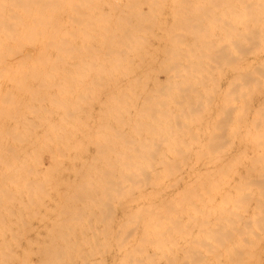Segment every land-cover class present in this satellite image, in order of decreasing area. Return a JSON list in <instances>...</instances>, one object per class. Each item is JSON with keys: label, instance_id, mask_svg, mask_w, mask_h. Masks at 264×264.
Here are the masks:
<instances>
[{"label": "rangeland", "instance_id": "374dc122", "mask_svg": "<svg viewBox=\"0 0 264 264\" xmlns=\"http://www.w3.org/2000/svg\"><path fill=\"white\" fill-rule=\"evenodd\" d=\"M6 1H11V0H6ZM20 1H24V0H20ZM44 1L46 2L45 4L39 3L40 7L41 6L43 7L52 6L53 7L55 3L57 4L59 3V0L58 2L57 0H53V1L48 0V2L46 0ZM50 1L54 5L51 4ZM73 1L71 0V3L69 4L67 0H63V3L61 0L60 4H63L64 6H66V8L67 7L78 8L79 5H81L79 7L80 9L81 8L83 9L84 7V4L81 3L82 1L87 2L89 5L91 3L90 8H92V6L95 4V6H93L95 7V9H98V7L103 6L102 3L105 6V7L103 6V9H107L106 6L108 5L106 3L108 1H109L108 2L109 6L113 5V2H116V1H117L116 3L118 4V0H114V1L112 0L113 2H111V0H105L106 1L105 3H104V0H94V2L99 1L100 3L98 2V4L100 5L94 3L93 0H90V1H92L94 4L90 2L89 0H76L77 3H79L78 5L77 3H74ZM0 3H3V2L0 0ZM47 3H50L49 6H47L48 5ZM65 4H69L70 6H67ZM32 5L33 4H29L28 6H32ZM63 5H60V7L58 8L64 7ZM0 6H14V5L0 4ZM34 6L36 7L35 4ZM86 7L88 8V5ZM164 17L165 18L168 17V20H170V17L168 15H165ZM169 24H171V22H169ZM256 24H259V23L257 21L255 23L252 21H249L247 25L238 24L237 27L240 29L239 31L243 36L239 38L238 40L239 43L237 42L236 44H232L228 49L224 48L226 46V43L219 44V47L221 46L223 47L221 49L225 50L223 60L217 63L219 64L218 65L219 74L217 75L218 85H216L215 82L213 84L214 87L216 88L218 87L219 91L217 92V91L209 90V93L206 98L210 100L209 109L206 110L204 108L205 98H203L201 101L202 104L196 105L194 107L193 106L190 107L189 111L185 113L184 119L186 122L185 124L187 126L182 127L180 123L178 122L180 118L176 117V121L178 122L177 127L179 128V131H181L182 129H185V131L187 130L191 131L189 135L183 138V142L178 145L179 149L183 148V151H185V153L189 155L187 159V162L189 163H186L184 165L185 169H188L190 166H192L193 161L195 160L196 154L203 149L206 143L215 139V141H218V143L222 145L219 148V150L223 151V154L225 153L227 154L226 155L227 157L226 156L221 157L222 160L220 162L222 163L220 164V166L223 165L224 169H226L227 171L228 170L230 171L229 176L233 174L235 175L229 177V179L231 178V182L228 179V181L227 180L226 181L224 180V182L220 181L221 184L219 183V181L209 183L211 184V186L209 185L208 187L207 185V187L208 189L209 188L211 189L210 191L212 193L208 189H205L206 192L202 194L203 197L200 194L197 195V192L202 193L204 191V188H206V183L205 184L203 183L205 187L203 185H200L202 187H198V185H195L196 186L195 187L191 185V182L189 180H188L189 183L188 181L186 183L178 182L177 184L176 183L171 184V181H168V183L166 182V185H164L163 183V186L161 187V189H164V190L166 189L165 194L167 193V197L169 198V201L171 200L169 203L170 204L174 203L170 205L171 209L169 208L172 214V215L170 214V217L172 218V219L170 218V221H172V223L170 222V224L172 225V228H173L171 230L172 231L171 234L173 237L171 236L172 240L170 241V244H169L171 249L169 247L170 251H163V250L145 251L147 253H157V254L150 255V256H142V257L136 256L135 258L134 257L125 258L119 255L116 256V254H119V253L121 255V252H120L122 248L121 246H123V243H124L123 241L125 240L124 237L126 236V234L130 232V229L133 230L139 227L140 218L143 216L146 217L147 215L146 214L147 211L144 212V210L147 208L146 207L144 208L143 206L144 205L143 202L145 200L142 199L141 201V199L139 200L133 197V196L137 197L139 195L138 193L139 190H136V189L138 188L139 185L141 186L142 184V187L140 188V190H142V188L143 190L144 189L147 190L150 188L149 190H147L148 193L154 192L155 190H160L155 187H151V186L149 187L147 183L144 182V181L147 182L144 176H142V179L144 177L143 182L141 178L140 180H136L137 183L136 181H134L135 184L130 181V183H132L131 184L132 186L137 185L136 188L132 186L130 187V190L132 188L133 189L135 188L134 190L132 189L131 192L127 193L125 190V187L123 188L124 184L122 182H124L123 181L124 179L122 180V177L119 175L120 173L118 172L121 169V167L118 165L120 163V162L118 163V159L121 158L120 153L122 154L120 150H122V146H123L122 144L125 138V134H124L125 131L123 132V129H125L126 126L123 124L124 128L122 127L121 123H124L123 118H119L121 115L119 114L118 110H115L118 108L120 109L121 107V105H118V104H121V101H119V99L121 98L119 97V93H120L119 90L121 91V87H122L121 85H123L122 83L123 80L121 81L119 80L121 75H118L119 73L117 74V72H112L113 74L111 75V73H109L110 72L109 70L104 71V73H106L107 75L104 73L102 74V72H100L101 70H92V71H95L93 73H91L92 71L90 70H89L90 73H87L88 70H85L84 71L85 73L81 70L82 71L81 73V71L77 69L80 73H75L77 72V70L75 69L72 70L73 68L67 69L69 71L72 70L73 73H71V71L70 73L62 72L64 70L62 71L59 70L58 71L59 73H56L57 70L53 69L56 74L54 72L50 74L51 70H48L50 68L48 69L40 68L43 70L45 69L47 72H50V73L48 74L46 71L44 72L38 69L37 70L35 69L36 70L35 74H33L34 69H31L32 73L30 70L25 71L27 74H25L24 71H21V73H15V72L13 73L12 71L10 72V70H12L10 69L9 71L8 70H6V72L4 71L5 73L4 74L3 70L0 69V79H1L0 80V102H1L0 111L2 109V111L0 112V120H1L0 121V124H1L0 125V142H1L0 143V219L2 218L0 222L2 220L5 221V222L2 221L0 223V229H1L0 230V234H1L0 235V247H1L0 251H3L6 248L5 251L3 252V253H6L8 249L10 248L9 250L11 254L12 253L11 247L13 248V250L16 249L15 250L16 252H18L19 250V253H17L19 260L17 259V256H16L17 254H15L14 251H13V254L15 255V257H10V260H9V256H12L13 254L6 255L8 252L6 254L2 253V255H6V257L2 256V258L8 259V260H4L5 263L19 264L21 263L22 256L24 255L23 259L24 258L25 260L26 258L28 259L27 264H42V262L44 264L46 263L45 261H47L48 259V257L47 258L45 257L49 256L51 251L54 250L55 252L58 247L57 252L61 251L62 253L63 251L64 253V251H68L67 253H71L72 250L75 248L79 252V253L76 252L77 254H80L82 252L83 255L86 257L81 256L82 254L81 253L79 256L82 259H80V257L77 254H75L76 250H73L74 253L72 252L73 254V262H72L71 255L67 256L68 254L65 253V256L67 257L66 259L63 253H62L63 256L61 255V253L60 254L57 253L56 255L57 258L55 257L57 261H55V264H59L58 263L59 259H60L59 262H62V264H65L64 263L65 261L63 258H65L67 263L71 261L72 264H75V262L77 264V261H78V264H90V263L91 264H171V260L173 263L175 261L176 264L177 263L178 264H197V263L199 264H246V263L247 264H264V257H263L264 256V244H263L264 243V225H263L264 216H261L264 214L260 213L262 209H264V199H263L264 181H260V182L255 181L254 183L250 182L251 186L248 183H246L245 181L246 179H242L239 182V179H241L242 176L246 175L245 172H247V168L252 167V166L264 167V164L262 163L264 161V158H262V154L260 156V153L255 152L257 155H254L255 153L252 150H250L251 145L248 140V136L246 135V134H249V133H246V129H248L249 132L251 133L249 134V136H253L255 138L257 136L259 127L261 126V124L264 123V104L261 103L263 101L260 100L261 98L264 97V35H260V37L258 36L259 32H258V27ZM250 29L254 30V33H248L247 30L249 31ZM157 41L158 40L154 38V40L152 39L151 42L152 43L154 42L155 44L157 43ZM157 56L158 58L161 57L160 54ZM29 71L31 74L28 73ZM17 72H20V71L17 70ZM22 72H24V74H22ZM115 76H116V79H115ZM17 77H21L19 81ZM24 77L27 80L24 79L25 80L24 81L23 80ZM37 77L39 78V80ZM40 77H41V80H40ZM102 78L104 79L102 80ZM12 79L14 80L17 79V80L12 81ZM95 79H98V80H95ZM150 83L151 81L149 82V84ZM25 86L28 87L29 92L27 91L28 89ZM114 87L115 89L113 90ZM110 94L112 96L114 94L115 95L112 97ZM120 96H121V93H120ZM19 97H21L23 100ZM116 97L119 99H117ZM229 97H232L235 101L233 102L236 103V105H238L237 110H235L234 112H229L228 110H226V109H229V107L226 109L224 108L225 107L224 104L227 98ZM13 100H16L17 102L20 101L19 105L14 104L15 101L13 102ZM35 100L36 102L39 100L38 102H40L41 104L36 103ZM245 100L248 101L247 104H245L246 102ZM259 100H260V103H259ZM24 101L27 103H25ZM30 101L33 103H31ZM29 102L31 103V105ZM113 110L116 112H114ZM8 113H9V116H8ZM116 113L118 114V117ZM204 113H209V117L205 119L204 121H202L201 116H203ZM117 120L121 121V123ZM180 121L184 123L183 119H181ZM231 124H233V126L236 128V134H235L236 138L233 143H231L227 139V135H226L227 131L225 130L227 126ZM118 126L121 128V133L120 131H117V129H120ZM117 132L119 133V136ZM115 133L116 135H114ZM216 133H217V138H216ZM117 138H119V140ZM261 139H262L261 137L257 138L258 141ZM120 140H122V142ZM118 141L121 143V145L120 143H118ZM246 146L249 149L248 152L243 151L245 150L244 148ZM5 147L7 148L5 149ZM108 151H111V152H108ZM118 155L120 157H118ZM205 157L207 161L206 163H202V165H204V167L205 165L211 166L210 165L211 163H209V161L212 158H210L209 156L208 158L207 153L203 158L205 159ZM254 157H255V160L258 159L257 163L254 160ZM204 159H203V162L206 160ZM223 159H225V161ZM225 162H227V165ZM8 163L9 164L11 163V164L9 165ZM234 167L236 168V170ZM231 171L233 173H231ZM237 171H238V174L240 173V175H237L236 173ZM234 176H235V179L233 178ZM3 177L6 179H4ZM233 179L234 181H232ZM236 179L238 180V182H236L237 181ZM2 181L4 183H2ZM234 182L241 184L240 187L242 188L240 189L238 185H233L232 183ZM214 183H217V185L220 184V186H216L215 184V188H214L213 186ZM258 183H260L261 186L258 185ZM229 184L230 185L232 184L233 186L232 185L230 186ZM143 185L147 187L144 188ZM170 185L171 187H169ZM254 185L255 187L256 186H259V187L255 188ZM244 186H247V187L249 186V188L246 187V190H245ZM191 187H193L192 191H193V194L195 195L194 197H193L192 191H189L192 189ZM195 188H198V189L203 188L202 189L203 191L202 190L200 191ZM250 188L251 190H249ZM194 189L198 191L194 192ZM185 190H186V193L184 192ZM240 190H242V192ZM132 192L133 194H131ZM190 192L192 195L190 194ZM258 192L261 193V195ZM124 193H127V194H124ZM209 193H211V195L212 194L215 195V193L217 194L215 196L214 195L210 196ZM251 193H253V196ZM188 194L192 196V197H189L191 200L188 197H186L188 196ZM241 194H244V198L238 199L240 197H243V195ZM127 195L131 197V198L128 197L130 198L129 200L134 198V200H138V201H134L132 199L133 201L128 202ZM196 195L199 196V198ZM180 198H182L180 200L181 202L178 201ZM185 199H187L186 200L187 203H185ZM234 199L238 202H236ZM174 200H176L177 202ZM137 202L141 203V205L140 204L138 205ZM257 202L263 204L262 205L263 208L261 204H257ZM125 203L128 205H126ZM129 203L130 204L132 203L135 205L132 206ZM178 203L179 205H181L182 208L179 207ZM235 204L237 205L232 207V205H235ZM256 204L259 206H257ZM3 205L5 208L3 207ZM185 205L186 206L188 205V206L186 207ZM202 205H204V207ZM125 206H126V209L124 208ZM128 206L130 208L129 209L130 212L127 209ZM130 206H132L133 208ZM240 206H242L243 208ZM253 206H255L256 208H254ZM259 207H261V209ZM137 208H139L140 213L138 212ZM195 209L198 211L196 212ZM178 210L180 212L179 217H178L179 219L178 224L180 226L178 227V229L181 228L182 230V231L181 230L179 231L180 233L177 231V227H174V225H177L175 223H177L176 221L178 220L176 219L178 216V213H177ZM191 210H193V212ZM200 210H204V211H200ZM135 211H137L136 212L137 214L136 213L133 214V212ZM194 212H196V214ZM199 212H201V214ZM255 212L256 213L258 212L257 215ZM253 213H255V216H253L254 215ZM126 214L128 216L130 215L132 219L128 220L129 217H127ZM185 214L187 216L188 215H191V216L190 217L188 216L189 217L188 218ZM133 215L136 218H133L134 217ZM258 215H259V218H258ZM222 216L225 218H223ZM239 216L241 218H237ZM195 217H197L198 219ZM255 217L258 218L256 223L259 221L257 223V226L260 225L261 226L260 228H262L263 230H261L258 227H257L258 229L256 228V224L254 222V220H256ZM215 218H217V221ZM62 219H65V220H62ZM196 219L198 221H196ZM228 219L229 220L231 219V222ZM236 219H240L241 221L236 220ZM252 219H253L252 223L250 222L249 224L248 222L251 221ZM125 220L128 222L127 223L128 225L127 224L124 226L120 225V224H125L126 223ZM138 220H139V224L137 222ZM186 220H188V225L186 223L187 222ZM206 221L208 223L209 221L211 222L213 221L214 222L213 226L217 224L216 226L213 227L211 223H209V225H211V227L209 228L211 230L214 229V232H211V230L207 228L208 224ZM227 221H229L228 224H227ZM244 221L248 223V226L247 224H245ZM130 222L135 223L137 226L132 223L131 225L133 226H130ZM201 222L204 224H202ZM260 222H262V225L260 224ZM181 223H183L184 225L186 224L185 225L186 227L184 228V225H182ZM232 223L234 225H237V227L235 226L236 228L232 229V227H234ZM22 224L24 227H22ZM61 224L63 225L65 224L66 226L64 225L65 226L64 227ZM220 224L224 225L223 228H221L222 226ZM196 225H197V228H196ZM230 225L232 226L231 228H229ZM242 225H245V226H242ZM58 226L61 228H58ZM82 226L83 228L84 227L85 228L83 229ZM128 226L132 228H129ZM134 226L135 228H133ZM198 226L200 227V229H202L201 231L200 229L199 231L197 230L199 228ZM246 226L248 228L251 226V229L249 228L250 231L246 228ZM126 227L129 229H127ZM187 227H189V230ZM69 228L70 229L74 228V229L70 231L68 230ZM182 228L185 230L183 231ZM190 228H193L191 229V232H190ZM205 228L208 229L210 232L207 233L208 230L206 231ZM252 229L253 231H251ZM57 231H59V233H56ZM203 231L204 232L206 231L205 233L207 234V236ZM63 232L65 235L63 234ZM182 232H185V233H182ZM244 232H246L247 234L246 233L244 234ZM228 233L229 235L232 234L230 235L231 239L230 237H228L229 236ZM257 233L259 234V236H257L258 235ZM203 235L207 238H205ZM217 235L218 237H215ZM68 236H69V240L67 238ZM178 236L179 237L185 236V237L179 238ZM209 236H211V238ZM219 236H222V237H219ZM56 237H58L57 240H56ZM194 237L196 238V240L194 239ZM202 237L203 239H201ZM226 237L229 239L227 240L228 242L224 241L226 240ZM242 237L248 240L247 243L245 242L246 240L244 241L242 239ZM239 238L242 240L240 241ZM76 239L78 243L77 241H75ZM116 239L117 240L124 239V240L118 242ZM220 239L222 240L220 241ZM232 239H233V242H232ZM83 240L86 242H84ZM176 240L177 241L179 240V241L176 242ZM4 241L5 242L7 241L8 243L6 242L4 244ZM67 241L72 242L73 247H72V243H68ZM208 241L210 244L208 243ZM235 241H237L236 244H235ZM249 241L251 244L248 243ZM53 242H56V244ZM116 242H118L119 244ZM201 243L203 245H201ZM216 243L217 244L220 243L216 245L217 247L220 246L218 247V249L215 246ZM222 243H224V245L226 244L225 245V247L227 246L226 249L230 248L229 250L230 251L232 250V251L231 252L228 250L225 251L226 249ZM238 243L240 244L238 245ZM1 244L3 245V247ZM8 244L10 247L8 246ZM51 244L53 245V247ZM189 244L192 245V247ZM213 245H214V250L212 249ZM240 245H242V247L238 248ZM176 246H178L180 249H178V247L176 248ZM230 246H233V247H230ZM59 247L61 248V250ZM95 247L97 248V250ZM210 247L212 248L210 249ZM23 248H24V252L26 254L28 253L27 254L28 257H26V254L22 251ZM70 248L72 249L71 252H69ZM98 248L100 249V251ZM194 248L198 249V252ZM237 248L239 249V251L236 250ZM102 249L104 251L103 253H102ZM118 249L120 251H118ZM233 249L235 250V252L233 251ZM48 250H51V251H48ZM83 250L87 252L85 253ZM31 251H34V252H31ZM40 251L41 252L44 251L43 255H45V257L42 254L38 253ZM45 251L46 252L48 251V252L46 253ZM184 251H185V254L183 253ZM191 251H192V254H191ZM237 251L239 253L241 251L242 252L239 254ZM21 253H23V255ZM52 254H50V256H52ZM196 254L197 255L201 254V255L197 256ZM204 254H207V255L210 254V255L207 257V255H204ZM232 254H235V255H232ZM19 255H22V256L19 257ZM59 255L61 258L63 257L62 258L63 260L59 258ZM74 255L77 256L75 259H74ZM193 255H195V257ZM54 256L55 254H53L52 257ZM90 256L91 258H89ZM68 257H71V260L69 258L70 261L68 260ZM178 257L179 258L182 257V259L180 260ZM44 258L45 260L41 261ZM83 258L84 259L87 258V259L84 260ZM23 262L24 260H22V263ZM24 263L26 264V262Z\"/></svg>", "mask_w": 264, "mask_h": 264}, {"label": "bare ground", "instance_id": "6f19581e", "mask_svg": "<svg viewBox=\"0 0 264 264\" xmlns=\"http://www.w3.org/2000/svg\"><path fill=\"white\" fill-rule=\"evenodd\" d=\"M1 1L3 3H0V4H4V5L12 4V5H14V6H0V69L3 70V73H4V71L6 72V70L9 71L10 69H12V70H10V72L12 71L13 73L14 72L15 73H21V71L25 72V71H28V70L31 71V69H34L33 74H35L37 69L45 72L46 68L47 69L50 68L48 70H51L50 71L51 73L46 71L48 74L49 73L52 74V72H54L53 69L57 70L56 73H59L58 72L59 70H61V71L64 70L62 72H65V73L66 72L70 73V71H71V73H73L72 70L78 69L79 71L82 70L83 72L85 70H88L87 73H90L89 70L90 71L101 70L100 72H102V74L104 73L105 70L106 71L109 70L110 71L109 73H111V75L113 74L112 72H117V74L119 73L118 75H121L122 78L119 76L120 77L119 80L120 81L123 80V82H122L123 85H121L122 87L120 86L121 91L119 90V92L121 93V96L119 93V97H121L120 98L121 100L116 97L117 99H119V101H121V104H118L119 101L117 103L118 105H121V107H120V109L118 108L115 110L119 111V114L122 116V117L120 116L119 118H123L124 123H121V121H119V120H117V121H119L122 124V127H123V124L126 126V128H125L126 130L123 129L124 127L122 128L123 132L125 131L124 132L125 138H124V141L122 144L123 145L122 150H120L122 152V154L120 153L121 158L118 159V163L120 162L118 165L121 167L120 171H118V172L120 173L119 175L122 177V180L124 179L123 181L125 182L124 183L121 181L124 184L123 188L125 187V190L127 193L131 192L133 189L132 188L130 190V187L132 186L131 184L134 183V181H136V180H140V178L142 179V176H144L146 178L145 180H147V182L146 181H144V182L147 183V185L149 187L150 186L155 187V188H158L160 190H155L154 192L148 193L147 190H149L150 188L147 190L146 189L143 190V188H142V190H140V188L142 187V184H141V186L138 184L140 187L138 186L139 189L137 188L136 190H139V192L137 191L139 193V195L135 192L138 196L137 197H135L133 195L132 196L134 198L139 199V200L141 199V201H142V199L145 200L143 202L144 203L143 206H144V208L146 207L147 209H145V210L143 209V210H144V212L147 211V213H146L147 215H146V217L145 216L141 217V215H140V217L142 219L139 217L140 218L139 227L135 228V226H134L133 228H135V229H133V230L130 229V232H128L126 234V236L124 237L125 238V240L123 239L124 241L121 239L120 240L116 239L118 242L119 241L124 242L123 246H121L122 247L121 251L119 250L120 248L118 249V251L121 252V255L118 252L119 254H116V256L119 255V256L125 257V258H130V257L135 258L136 256L142 257V256H150V255L157 254V253L145 252L148 250L170 251L171 247L169 246V244H170V241L172 240L171 238L173 237L171 234V232H172L171 230L173 228H172V225L170 224V222L172 223V221H170V218H171L170 217V214H171L170 205L174 204V203H171V204L169 203L171 200L169 201V198L167 197V193L165 194L166 189L165 190L161 189V187L163 186V183H164V185H166V182L168 183V181H171V184L172 183L177 184L178 182H181V183L185 182L186 183L189 180L191 182V185H193V186L198 185V187H202L200 185L204 186V184L206 183V188H204L205 186L203 187L204 191L202 190L203 188L202 189L201 188L200 189L195 188V189H198L200 191L202 190L203 191L202 193H198L197 192L198 190L196 191L194 189V192H197V195L198 194L202 195L204 192H206L205 189H208L209 185L211 186V184H209V183H213L216 181L217 182L219 181V183H220V181L224 182V180L228 181L229 177L235 175V174H233V175L229 176L230 171L229 170L227 171L226 169H224L223 165L220 166V164L222 163V162H220L222 160L221 157H224L227 154L226 153L223 154V151L219 150V148L222 145H220L218 143V141H215V139L207 142L206 145L203 147V149L196 154V157H195V160L193 161L192 166H190L188 169H185L184 165L186 163H189V162H187L189 155L187 153H185V151H183V148L179 149L178 145L183 142V138H185L187 135H189L191 133V131H188V130L185 131V129H182L181 131H179V128L177 127V123L179 122L182 127L187 126L185 124L186 122L184 119L185 113H187L189 111L190 107H192V106L194 107L196 105L202 104L201 101L203 98H205L204 108L206 110L209 109L210 100L206 99L207 95L209 93V90H213V91H217V92L219 91L218 87L216 88L213 86L214 82L216 83V85H218L217 75L219 74L218 73V65L219 64H217V63L223 60L224 51H225L224 49H221L223 47H221V46L219 47V44L226 43V46L224 48L228 49L232 44H236L238 42L239 38L241 36H243L239 31L240 29L237 27L238 24L247 25V23L249 21H252L254 23L257 21L259 23V24H256L258 27V32H259L258 36L260 37V35H264V0H118V4L116 3L117 1L113 2L114 0L113 1L111 0V2H113V5H111L112 4L111 3L110 4L111 6H109V4H108L109 1H108L106 3L108 5V6H106L107 9H103V6H104L103 3H102L103 6H100V7H98V9H95V7H93V6H95L94 3L98 4L99 1L94 2V0H93L94 3L89 0L90 2H92L94 4L92 6V8H90L91 3L89 5L85 1L81 2L82 4H84V7L86 9L83 6H82L83 9L82 8L80 9L79 7L81 5H79V7L77 6L78 8H75V7H71V8L67 7L66 8V6H64L63 4H60L61 0H59L58 4L55 3V5L53 3H51V1H50V3L54 5L53 7L52 6L51 7H46V6L40 7L39 3H44V4L46 3L44 0H30V1H28V0L6 1L5 0L6 2L3 0H1ZM46 1L48 2V0H46ZM69 1L67 0V2L70 4L71 0H69ZM75 1H73V2L77 3V1L76 2ZM261 1H263V2H261ZM54 2H56V1H54ZM57 2H58V0H57ZM105 2L106 1L104 0V3ZM50 3H47L48 4L47 6H49ZM62 3H63V0H62ZM29 4H33V5L28 6ZM34 4L36 5V7L34 6ZM59 4L63 5L64 7L58 8V7H60ZM69 4H65V5L70 6ZM78 4L79 3H77V5ZM25 5H27L28 7ZM85 5L86 6L88 5V8ZM98 5H100V4H98ZM114 5H116V6H114ZM165 15H168L170 17V20H168V17L165 18L164 17ZM169 22H171V24H169ZM261 26H263V27H261ZM247 32L248 33H254V30L250 29L249 31L247 30ZM154 38L158 40L157 43H155V44H154V42L153 43L151 42L152 39L154 40ZM156 44H157V46H156ZM155 54H156V56H155ZM159 54L161 56L160 58H158V56H157ZM40 68H45V69L43 70ZM67 69H72V70L69 71ZM17 70L20 72H17ZM78 70H77V72H75V71L74 72L80 73ZM30 71L28 73H30ZM82 71H81V73H82ZM24 72H22V74H24ZM93 72H95V71H92L91 73H93ZM31 73H32V71H31ZM38 73H40V72H38ZM25 74H27V73L25 72ZM104 74H106V73H104ZM101 77H102V75H101ZM4 78H6V77H4ZM20 78L21 77H17L18 81L20 80ZM17 79H15V80L12 79V81H16ZM24 79H26V78L24 77L23 80ZM103 79L104 78H102V80ZM115 79H116V76H115ZM38 80H39V78H38ZM40 80H41V77H40ZM45 80H46V78H45ZM95 80H98V79H95ZM106 81H105V83H106ZM150 81L152 84L151 83L149 84ZM26 88L28 89V87H26ZM114 89H115V87L113 88V90ZM27 91L29 92V89ZM116 92H115V94H116ZM19 98H21V97H19ZM16 100H13V102L15 101L14 104L19 105L20 101L17 102ZM260 100H262L263 102H261V103L264 104V97L261 98ZM260 100H259V103H260ZM38 101L36 102V100H35L36 103H40ZM233 101H234V99L232 97H229V98H227V100L224 104L225 109L229 107V109H226L229 112H234L238 108V105H236V103H234L235 101L234 102ZM247 102L248 101H246L245 104H247ZM25 103H27V102H25ZM31 103H33V102H31ZM31 103H30V105H31ZM14 104H13V106H14ZM21 104H22V102H21ZM245 104H243V105H245ZM110 107H111V105H110ZM26 108H28V107H26ZM1 111H2V109H1ZM114 112H116V111H114ZM2 113H4V112H2ZM8 116H9V113H8ZM117 117H118V114H117ZM176 117L180 118V120L183 119L184 123L180 120L177 122ZM208 117H209V113H204L203 116H201V120L204 121ZM8 118H10V117H8ZM6 120H7V118H6ZM2 122H3V120H2ZM118 125H120V124H118ZM111 128H112V126H111ZM225 130L227 131V134H226L227 139L231 143H233L235 138H236L235 137L236 128L233 126V124H231V125L227 126V128ZM117 131H120V133H121V128L117 129ZM246 133L251 134L248 129H246ZM249 134H246V135L248 136V140H249L250 145H251L250 150H252L254 153L255 152L260 153V156L262 154V158H264V123L261 124V126L259 127L257 136L255 138L253 136H249ZM10 135H11V133H10ZM114 135H116V133ZM118 136H119V133H118ZM258 137H261L262 139L258 141L257 140ZM216 138H217V133H216ZM117 139L119 140V138H117ZM120 141L122 142V140H120ZM118 143H120V142L118 141ZM120 145H121V143H120ZM6 148L7 147H5V149ZM113 148H115V147H113ZM116 149H117V147H116ZM244 149H245V150H243L244 152H248V150H249L247 146ZM108 152H111V151H108ZM206 153H207V157L209 156L212 159L209 161V163H211L210 164L211 166L205 165V167L207 166L205 168L204 165H202V163H206V161H207L206 157H205L206 160L203 158L206 155ZM256 153L254 155H257ZM117 154H119V153H117ZM246 154H248V153H246ZM118 157H120V156L118 155ZM255 157H254V160H255ZM203 159L205 160L204 162H203ZM223 160L225 161V159H223ZM257 160L258 159L255 160L256 163H257ZM111 161H112V159H111ZM225 163L227 165V162H225ZM262 163L264 164V161ZM233 166H235V165H233ZM234 168H232V169H234ZM235 170H236V168H235ZM232 171H231V173H233ZM238 171L236 173H237V175H240V173L238 174ZM189 172H191V173H189ZM245 173H246V175L242 176L241 179H239V182L242 179H246L245 180L246 183H248L251 186L250 182L254 183L255 181L256 182L264 181V167L252 166V167L247 168V172H245ZM241 174H243V173H241ZM144 177H143V179H144ZM243 177H245V178H243ZM233 178L235 179V176ZM4 179H6V178H4ZM119 179H121V178H119ZM143 179H142V182H143ZM234 179L232 181H234ZM229 180L231 182V178ZM130 181L132 183H130ZM189 181H188V183H189ZM247 181H249V182H247ZM4 182H5V180H4ZM4 182L2 181V183H4ZM236 182H238V180ZM136 183H137V181H136ZM145 183H144V185H145ZM225 183H223V184H225ZM234 183H232V184L238 185L239 187L241 185L238 183H235V184ZM215 184H216V186H220L221 183L218 185H217V183H214V185H213L214 188H215ZM207 185H208V187H207ZM258 185H260V183H258ZM120 186H121V184H120ZM136 186L137 185H134L132 187L136 188ZM189 186H190V184H189ZM145 187H147V186H144V188ZM169 187H171V185ZM244 187H245L244 189L246 190L247 186H244ZM254 187H255V185H254ZM257 187H259V186H256L255 188H257ZM191 188H190L191 190H189V191L193 190V187H191ZM241 188L242 187H240V189ZM247 188H249V186ZM259 189H261V188H259ZM187 190H188V188H187ZM208 190L210 191L211 189L209 188ZM249 190H251V188ZM240 191L242 192V190H240ZM133 192L131 194H133ZM182 192H183V190H182ZM184 192L186 193V190ZM127 193H124V194H127ZM211 193H209V195L213 196L214 194L211 195ZM136 194H134V195H136ZM190 194H191V192H190ZM192 194H193V191H192ZM216 194L217 193H215V195ZM251 194L253 196V193H251ZM259 194L261 195V193H259ZM128 195H127L128 202L133 201L134 198H132L133 200L132 199L129 200L131 197ZM241 195H243V197H240L238 199L244 198V194H241ZM175 196H177V195H175ZM194 196L195 195L193 194V197ZM128 197H130V198H128ZM186 197L189 198L192 196H190L188 194V196H186ZM197 197L199 198V196H197ZM202 197H203V195H202ZM234 197H235V195H234ZM200 198H201V196H200ZM222 198H223V196H222ZM181 199L182 198H180L178 201H180ZM263 199H264V197H263ZM172 200H173V198H172ZM186 200L187 199H185V203H187ZM134 201H138V200H134ZM174 201H176V200H174ZM235 201H234V203H235ZM243 201H245V200H243ZM200 202H201V200H200ZM236 202H238V201H236ZM259 202H261V201H259ZM232 203H233V201H232ZM139 204L141 205V203H138V205ZM145 204H146V206H145ZM257 204H261V203L257 202ZM126 205H128V204H126ZM130 205L133 206L135 204L131 203ZM178 205H179V203H178ZM204 205H205V203H204ZM204 205H202V206L204 207ZM236 205L237 204L232 205V207L236 206ZM262 205L263 204H261V206ZM132 206H130V207H132ZM200 206H201V204H200ZM246 206H247V204H246ZM255 206H253V207L256 208L259 205H257L256 207ZM3 207H4V205H3ZM179 207L182 208L181 205H179ZM240 207H242V206H240ZM124 208L126 209V206ZM139 208H137L138 212H139ZM173 208H175V207H173ZM197 208H199V207H197ZM259 208L261 209V207H259ZM262 208H263V206H262ZM127 209L129 211V209H130L129 206ZM263 210L264 209H262V211ZM184 211H186V210H184ZM184 211H182V212H184ZM191 211L193 212V210H191ZM197 211L198 210H196V212ZM200 211H204V210H200ZM245 211H247V210H245ZM262 211L260 213L264 214V211H263V213H262ZM136 212L137 211L133 212V214ZM175 212H176V210H175ZM196 212H194V213L196 214ZM205 212H207V211H205ZM222 212H223V210H222ZM177 213H178V216L176 219H178V217H179V214H180L179 210ZM199 213L201 214V212H199ZM232 213H233V211H232ZM255 213H253L254 214L253 216H255ZM257 213H256V215H257ZM181 215H180V217H181ZM228 215H229V213H228ZM236 215H234V216H236ZM259 215H258V218H259ZM126 216L129 217L128 220L132 219L130 217V215L128 216L126 214ZM174 216H176V215H174ZM188 216L190 217L191 215H188ZM261 216H264V215H261ZM123 217H125V216H123ZM133 218H136V217L134 216ZM195 218H197V217H195ZM223 218H225V217H223ZM237 218H241V217L239 216ZM244 218H245V216H244ZM255 218H253V219H255ZM258 218H256V220H254V222L256 224V228L261 227L260 225L257 226V223L259 221L257 223H256V221ZM197 219H196V221H198ZM215 219L217 221V218H215ZM253 219L251 221H249L248 223L249 224H250V222L252 223ZM62 220H65V219H62ZM236 220H240V219H236ZM2 221H4V220H2ZM186 221H187L186 223L188 225V220H186ZM229 221L231 222V219ZM229 221H227V224ZM137 222L139 224V220ZM176 222L177 223L173 222V223L177 224V225H174V227H177V231L179 232L181 230V228L178 229V227L180 226L178 224L179 219ZM225 222H226V220H225ZM127 223L128 222L126 221L125 224H120V225L124 226ZM131 223L132 222H130V226H133V225H131ZM201 223H200V225H201ZM209 223H211L212 226L214 224L213 221L212 222L209 221ZM209 223L207 222V224H208L207 228L211 227V225H209ZM248 223L245 222V224H247V226H248ZM132 224H135V223H132ZM181 224L184 225L183 223H181ZM202 224H204V223H202ZM260 224L262 225V222H260ZM61 225H63V224H61ZM185 225H184V228L186 227ZM216 225H214V226H216ZM220 225L222 226L221 228H223L224 225L223 224H220ZM130 226H128V227L132 228ZM233 226L234 227H232L230 225L229 228L232 227V229H234L237 227V225H234V224H233ZM242 226H245V225H242ZM247 226H246V228L248 230H249V228L251 229V226L249 228ZM22 227H24L23 224H22ZM64 227H62V228H64ZM58 228H61V227L58 226ZM82 228H83V226H82ZM88 228H89V226H88ZM129 228H127V229H129ZM187 228L189 230V227H187ZM196 228H197V225H196ZM65 229H67V228H65ZM73 229L74 228H71V229L69 228L68 230L72 231ZM124 229H125V227H124ZM174 229H176V228H174ZM191 229H193V228H190V232H191ZM199 229H200V227L197 230L199 231ZM260 229L263 230L262 228H260ZM184 230L185 229H183V231ZM201 230L202 229H200V231ZM207 230L208 229H206V231ZM240 230H241V228H240ZM248 230H246V231H248ZM229 231H230V229H229ZM229 231H227V232H229ZM244 231H245V229H244ZM251 231H253V229ZM173 232H175V231H173ZM185 232H182V233H185ZM209 232L210 231L208 230L207 233H209ZM211 232H214V229H212ZM3 233H4V231H3ZM56 233H59V231H57ZM108 233H110V232H108ZM219 233H220V231H219ZM245 233L246 232H244V234ZM254 233H256V232H254ZM17 234H18V232H17ZM63 234H64V232H63ZM210 234H212V233H210ZM241 234H242V232H241ZM12 235H13V233H12ZM40 235H42V234H40ZM73 235H71V236H73ZM179 235H181V234H179ZM228 235H229V233H228ZM230 235H232V234H230ZM230 235L228 237H230ZM174 236H175V234H174ZM198 236H199V234H198ZM206 236H207V234H206ZM224 236H226V235H224ZM233 236H234V234H233ZM257 236H259V234ZM14 237H16V236H14ZM183 237H185V236H183ZM183 237H179V238H183ZM209 237L211 238V236H209ZM215 237H218V235ZM219 237H222V236H219ZM57 238L58 237H56V240H57ZM67 238L69 240V236ZM205 238H207V237H205ZM194 239L196 240L195 237H194ZM198 239H200V238H198ZM201 239H203V237ZM230 239H231V237H230ZM242 239L244 241L246 240L245 242L247 243L248 240L246 238L244 239L242 237ZM242 239H240V241ZM221 240L222 239H220V241ZM227 240H229V239L226 237V240H224V241L226 242ZM75 241H77V239ZM87 241H89V240H87ZM174 241H172V242H174ZM178 241L176 240V242H178ZM250 241L248 242L249 244H251ZM6 242L4 241V244ZM15 242H17V241H15ZM84 242H86V241H84ZM118 242H116V243H118ZM192 242H193V240H192ZM197 242H199V241H197ZM214 242H213V244H214ZM217 242H219V241H217ZM232 242H233V239H232ZM53 243L56 244V242H53ZM68 243H72V242H68ZM77 243H78V241H77ZM208 243H209V241H208ZM236 243H237V241H235V244ZM242 243H244V242H242ZM257 243H259V242H257ZM218 244H220V243H218ZM218 244L216 243L215 246ZM222 244L224 245V243H222ZM239 244L240 243H238V245ZM193 245H194V243H193ZM201 245H203V244L201 243ZM225 245H224V247H225ZM8 246H9V244H8ZM98 246H99V244H98ZM178 246H176V248ZM190 246L192 247V245H190ZM206 246H207V244H206ZM2 247H3V245H2ZM5 247H6V245H5ZM52 247H53V245H52ZM72 247H73V243H72ZM80 247H82V246H80ZM96 247H97V245H96ZM169 247H170V249H169ZM218 247H220V246H218ZM218 247H217V249H218ZM226 247H225V249H226ZM230 247H233V246H230ZM235 247H237V246H235ZM240 247H242V245H240L238 248H240ZM4 248H2V249H4ZM211 248L212 247H210V249ZM238 248L236 250L239 251ZM5 249L3 251H0V256H1L0 264H9V263H5V261H4V260H8V259L2 258V256L6 257V255L10 254V250H9L10 248L8 249V251L6 250L8 252V253L6 252L7 254L3 253L5 251ZM11 249H12L11 254H13V251L15 252V254L19 253V250H18V252H16L15 251L16 249L13 250L12 247H11ZM57 249H58V247H57ZM57 249L55 252H54V250L53 251L48 250V251H51V253L49 252L50 254H52L54 252L53 253V254H55L54 257H52L53 254H52V256H50L49 253H48L49 256L45 257V255H43L44 251L43 252L40 251L38 253L42 254L45 258L48 257V259H47L48 262L45 261L46 263L55 264V261H57V259H56L57 253H59V254L61 253V251L57 252ZM178 249H180V248L178 247ZM191 249H193V248H191ZM212 249L214 250V245H213ZM229 249L230 248H227L225 251H227V250L230 251ZM60 250H61V248H60ZM71 250L72 249L70 248L69 252H71ZM73 250H76V249L74 248ZM73 250H72V252L74 253ZM96 250H97V248H96ZM195 250H197V252H198V249H195ZM22 251L24 252V248L22 249ZM25 251H26V249H25ZM99 251H100V249H99ZM123 251H125V252H123ZM176 251H178V250H176ZM233 251L235 252L234 249H233ZM31 252H34V251H31ZM67 252L68 251H64V253H63V251H62L64 256H65V253H67ZM72 252L67 253L68 255L67 254L66 255L67 256L71 255L72 256V262H73ZM76 252L79 253L78 250L75 251V254H77ZM103 252L104 251L102 249V253ZM2 253L6 254V255H2ZM62 253H61V255H62ZM89 253H90V251H89ZM89 253H87V254H89ZM183 253L185 254V251ZM203 253H202V255H203ZM245 253H247V252H245ZM21 254L23 255V253H21ZM27 254H26V257H28ZM80 254H77V255L79 256ZM191 254H192V251H191ZM224 254H226V253H224ZM13 255L9 256V260H10V257H15V255L14 256ZM22 255H19V257H21ZM113 255H114V253H113ZM200 255H197V256H200ZM204 255H207V254H204ZM209 255H207V257ZM232 255H235V254H232ZM246 255H248V254H246ZM16 256L18 259V254ZM23 256L21 259V263H22V260H24V262H26V264H27L28 259L27 258H26V260H25V258L23 259ZM81 256H84L83 253L81 254ZM184 256H186V255H184ZM193 256L195 257V255H193ZM76 257L77 256L74 255V259ZM84 257H86V256H84ZM40 258H42V257H40ZM45 258L41 261H44ZM59 258H61L60 255H59ZM65 258L67 259L66 256H65ZM65 258H63V259L65 261L64 263L66 264L67 262H66ZM69 258L71 260V257H68V260H69ZM89 258H91V256ZM116 258H114V259H116ZM53 259H55V260H53ZM80 259H82V258L80 257ZM86 259L87 258H85L84 260H86ZM179 259L181 260L182 257ZM241 259H243V258H241ZM262 260H263V258H262ZM59 261H60V259H59ZM59 261H58V263L62 264V262H59ZM74 261H76V260H74ZM198 261H199V259H198ZM72 262L70 261L67 264H72ZM82 262H83V260H82ZM95 262H96V260H95ZM15 263H17V262H15ZM21 263H19V264H21ZM46 263H44V264H46ZM174 263H175V261H174ZM174 263L171 260V264H174ZM243 263H244V261H243ZM42 264H43V262H42ZM75 264H76V262H75ZM77 264H78V261H77ZM197 264H199V263H197Z\"/></svg>", "mask_w": 264, "mask_h": 264}]
</instances>
